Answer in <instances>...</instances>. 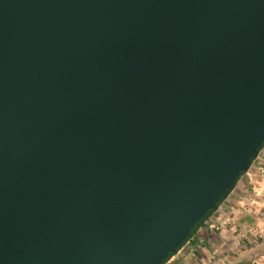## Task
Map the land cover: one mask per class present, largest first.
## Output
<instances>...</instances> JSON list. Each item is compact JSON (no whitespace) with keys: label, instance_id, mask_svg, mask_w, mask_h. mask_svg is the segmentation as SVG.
Wrapping results in <instances>:
<instances>
[{"label":"water","instance_id":"obj_1","mask_svg":"<svg viewBox=\"0 0 264 264\" xmlns=\"http://www.w3.org/2000/svg\"><path fill=\"white\" fill-rule=\"evenodd\" d=\"M264 147V0H0V264H163Z\"/></svg>","mask_w":264,"mask_h":264},{"label":"rangeland","instance_id":"obj_2","mask_svg":"<svg viewBox=\"0 0 264 264\" xmlns=\"http://www.w3.org/2000/svg\"><path fill=\"white\" fill-rule=\"evenodd\" d=\"M180 248L167 264H264V147Z\"/></svg>","mask_w":264,"mask_h":264},{"label":"trees","instance_id":"obj_3","mask_svg":"<svg viewBox=\"0 0 264 264\" xmlns=\"http://www.w3.org/2000/svg\"><path fill=\"white\" fill-rule=\"evenodd\" d=\"M240 177H241V175H240ZM240 177H239V178H240ZM220 202H221V201H220ZM219 204H220V203H219ZM212 212H213V211H210V212L208 213V216H209ZM203 222H204V220L201 221L200 223H198V224L196 225V227L192 230V233H191V234H193V233H194V232H195V231H196V230H197V229L203 224ZM186 241H187V240H185V242H186ZM185 242H184V243H185ZM184 243H183V244H184ZM183 244H182V245H183ZM182 245H181V246H182ZM171 256H173V255L170 254L169 257H168V259H169Z\"/></svg>","mask_w":264,"mask_h":264},{"label":"built area","instance_id":"obj_4","mask_svg":"<svg viewBox=\"0 0 264 264\" xmlns=\"http://www.w3.org/2000/svg\"><path fill=\"white\" fill-rule=\"evenodd\" d=\"M190 240V238L186 241V242H188ZM181 249V248H180ZM179 249V250H180ZM178 250V251H179ZM174 257V255L173 256H171L169 259H167L163 264H167V263H169V262H171V260H172V258Z\"/></svg>","mask_w":264,"mask_h":264}]
</instances>
